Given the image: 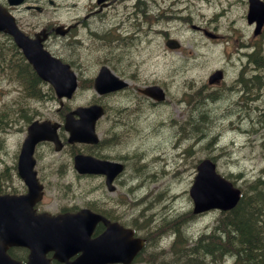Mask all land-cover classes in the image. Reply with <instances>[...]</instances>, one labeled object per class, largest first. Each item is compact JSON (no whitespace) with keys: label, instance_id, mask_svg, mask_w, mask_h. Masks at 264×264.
I'll list each match as a JSON object with an SVG mask.
<instances>
[{"label":"rangeland","instance_id":"1","mask_svg":"<svg viewBox=\"0 0 264 264\" xmlns=\"http://www.w3.org/2000/svg\"><path fill=\"white\" fill-rule=\"evenodd\" d=\"M97 44L99 46L95 45L92 50L52 49L51 51L57 56L75 61V66L83 78L89 76L95 66L105 62L111 66L116 64L117 68L122 67L127 70L134 67L127 66L122 61H119L117 65V59L112 57L113 52L100 45L99 42ZM259 47L260 52H264V40ZM144 58L147 56L145 52H142L138 61H141L139 64L143 65H136L141 84L152 81L162 82L169 93L168 101L163 106H154L136 118L134 116V120L129 112H118L123 118L131 120L132 129L126 132L125 137L120 138L117 145L108 146L100 153L115 158L116 154L127 152L129 157L125 160V173L116 182L115 193H106L97 178L75 177L71 164L69 166L67 152L64 151L57 155L50 151L52 154L48 155L46 146H43L39 149L38 169H44L42 174L43 179L48 183V189L41 208L55 211L63 206L81 207L85 204L84 196L87 193H93L105 199L107 203H110L113 198L118 205L119 217L126 223L133 217L142 219L141 216L146 221L163 223V220H171L178 215L189 214L188 211H191L192 203L188 196V189L195 173L194 166L201 157L213 156L219 172L224 175H234L231 179L241 188L264 167V128L262 131H255L256 127L260 126L257 122V113L264 110V92L254 98L246 94L251 99L247 101L248 108L242 105H236V108L235 104L236 101H240L239 97L237 98V95L227 90V86L234 81L236 75L230 69L232 67L227 66L225 84L222 90L218 91V99L203 102L204 100L200 98L199 101H194L195 111L192 121L181 129L180 127L185 125L189 111L186 103L178 100L186 91L188 79L186 66H152L149 65L151 59ZM217 65L219 64L215 60L206 64L205 68L200 70L201 76H204L206 69L209 70L211 67L215 69ZM196 72L199 74V71ZM193 84L201 85V79ZM17 92L18 89L13 82L0 75V121H3L0 124L2 126L0 139L3 147L0 149V173L8 175L11 173L14 155L24 136L25 116L29 115L39 120L42 118L57 119L55 112L57 102L55 101H35L24 97V108L18 111ZM91 98V92L87 88H82L67 104L69 106L86 104L91 101ZM117 101L112 98L105 102L111 108ZM205 113L203 120L202 115ZM204 121L203 136L191 130L192 127L199 129ZM97 132L102 138L110 137L112 134V130L108 129L106 124H101ZM212 137L215 138L209 144ZM181 151H187V153L181 157ZM50 161L58 168H66L63 183H70L68 189L61 188L54 183L52 176L45 169ZM42 163L45 164L41 166ZM7 167L10 173L6 171ZM130 185H140V188L129 193ZM2 186L4 192H11L21 190L22 184L14 174L9 180L4 181ZM143 195L144 204L140 205L136 200ZM102 207L109 208L110 206L102 205ZM217 215L216 211H210L195 219L186 217L182 225L186 227L184 229L189 236H197L207 225L213 223ZM165 240L169 241V237ZM222 257L226 259L224 255ZM223 264H227L226 261Z\"/></svg>","mask_w":264,"mask_h":264},{"label":"flooded vegetation","instance_id":"2","mask_svg":"<svg viewBox=\"0 0 264 264\" xmlns=\"http://www.w3.org/2000/svg\"><path fill=\"white\" fill-rule=\"evenodd\" d=\"M260 1L264 4V0ZM0 4L29 37L44 38L46 48L79 49L84 42H91L93 45L107 39V48L113 52V58L134 65L141 62L138 57L142 52L146 56H158L148 59L162 60L159 56L168 50L165 44L169 38H177L183 29H196L199 40L196 42L195 37L188 38L187 43L191 49H188L184 60L193 63L196 57L206 56H196L194 50L202 49L203 45L208 48L205 49L206 52H211V45L215 43L223 51L227 62L238 64L234 70L236 77L228 90L237 95V98L240 97L235 107L242 105L248 108V98L244 94H254V88H257V83L253 87L247 84L251 89L243 90L245 87L242 83L244 79L258 81L260 67L257 50L264 40V21L260 28H257L256 21L248 24L246 16L250 0H26V5L23 6L10 5L8 0H0ZM126 28L127 32L130 28L131 31L124 39L121 30ZM206 33H212L215 37H206L203 35ZM152 49L156 50L155 54H152ZM244 50L247 51L249 62L245 70L242 57ZM166 55L171 54L166 52ZM113 70L119 78H137L136 74L131 75L126 69L114 67ZM222 70L226 74L227 67ZM203 85L208 89V96L216 92L219 86ZM204 89L203 87L196 92L194 101H199L200 98L210 100ZM129 90L128 87L125 92ZM194 111L193 106L192 114ZM205 116L206 113L203 114V120ZM108 118L115 128L123 121L116 113ZM201 125V129H204L205 121ZM97 233L98 226L95 227L94 235ZM51 255L50 252L46 254L53 264H62L52 259Z\"/></svg>","mask_w":264,"mask_h":264},{"label":"water","instance_id":"3","mask_svg":"<svg viewBox=\"0 0 264 264\" xmlns=\"http://www.w3.org/2000/svg\"><path fill=\"white\" fill-rule=\"evenodd\" d=\"M255 10L256 6L252 3L248 17L254 18L256 15ZM2 13L1 11L0 30L14 37L37 74L41 78L52 81L59 91L60 81L51 79L55 77L56 73L60 74V69L57 67L59 64L52 61L47 52L41 50L38 42L32 44L16 29L12 24V20L4 18ZM146 93L154 98H159V92L156 88L148 89ZM46 130L47 127L44 124L37 125L34 123L29 126L28 135L22 144V159L32 154L33 146L37 141L46 138ZM76 136L77 133L74 131V138ZM81 138L83 139L84 135ZM29 167L30 162L22 165L24 173L28 172ZM90 167L94 169L101 168L100 165L93 164ZM190 196L194 202V213L213 208L228 210L238 201L239 190L215 172V166L212 162L205 160L198 165V173L194 184L190 188ZM0 199L5 202L0 204V264H22L11 259L7 254L8 247L18 243V237L14 234L13 226L10 224L8 217L18 211L19 205L17 202L13 210L15 203L6 201L18 200L13 197ZM63 218L44 216L42 222H34L29 226L34 232L32 236L36 235L38 245L36 251L31 253L34 258H30L24 264H49L44 259L46 250H55L56 257L60 260H66L73 253L80 252L76 260L66 264L128 263L141 245L138 239L132 238L130 230L124 234V230L118 225L109 223L93 213H76L70 215L67 220L59 222ZM99 221L104 222L106 229L101 235L91 239L90 235L94 225ZM27 239L22 238L24 241Z\"/></svg>","mask_w":264,"mask_h":264},{"label":"trees","instance_id":"4","mask_svg":"<svg viewBox=\"0 0 264 264\" xmlns=\"http://www.w3.org/2000/svg\"><path fill=\"white\" fill-rule=\"evenodd\" d=\"M1 49L0 66L7 59V53L10 48H7V50ZM28 76L29 79H23L22 84L25 85V90L28 91V94L35 97L39 92V81L31 73H28ZM201 128L194 130V132L204 133V129ZM182 219V217H175L167 220L159 226L158 230V232H176L177 243L174 244V248L178 251V254H176L175 259H171L173 260L172 262H178V264H217L219 263L218 261L222 260L219 256L221 254L226 258L232 259L234 262L232 264H242V262H245L244 264H256V262L257 264H264V174L263 178L259 177L249 183L237 205L231 210L221 213L216 225L210 232L196 237L192 246L179 243L178 241L187 237V231L182 228ZM148 260L149 263H153L155 259L149 256Z\"/></svg>","mask_w":264,"mask_h":264},{"label":"bare ground","instance_id":"5","mask_svg":"<svg viewBox=\"0 0 264 264\" xmlns=\"http://www.w3.org/2000/svg\"><path fill=\"white\" fill-rule=\"evenodd\" d=\"M219 17V16H218ZM181 19V18H180ZM250 57V56H249ZM255 60V59H254ZM256 61V60H255ZM250 86V85H249ZM245 87V86H244ZM248 87V86H247ZM253 87V86H252ZM249 88V87H248ZM253 91V90H252ZM248 92L249 93H251V90L249 91L248 90ZM247 92V93H248ZM253 93V92H252ZM205 95V94H204ZM207 95V94H206ZM249 95H252V94H249ZM208 96V95H207ZM210 96V95H209ZM208 96V97H209ZM248 96V95H247ZM199 97V96H198ZM240 98V97H239ZM202 100V99H201ZM249 100H251V99H249ZM195 101H197V100H195ZM248 101V100H247ZM205 102V101H204ZM244 102V101H243ZM211 103V102H210ZM142 153H144V152H142ZM172 158H174L173 156H172ZM172 218V217H171ZM177 220V219H176ZM236 220V219H235ZM240 221H242V220H240ZM230 222V221H229ZM232 224V223H231ZM230 224V225H231ZM246 225V224H245ZM185 227V226H184ZM261 227V226H260ZM186 228V227H185ZM224 230V229H223ZM175 231H177V230H175ZM176 233V232H175ZM201 237V236H200ZM204 237V236H203ZM256 239V238H255ZM201 240V239H200ZM199 240V241H200ZM249 240V239H248ZM198 241V242H199ZM251 241V240H250ZM257 241V240H256ZM263 241V240H262ZM264 242V241H263ZM215 243V242H214ZM219 243H221V242H219ZM253 243V242H252ZM200 245V244H199ZM219 246V245H218ZM264 246V245H263ZM184 247V246H183ZM209 247V246H208ZM216 247V246H215ZM207 248V247H206ZM185 249V248H184ZM217 249V248H216ZM261 250V249H260ZM208 251H209V249H208ZM210 252V251H209ZM240 253H242V252H240ZM251 253V252H250ZM248 254V253H247ZM252 254V253H251ZM240 255V254H239ZM243 255V254H242ZM220 256V255H219ZM249 256V255H248ZM235 257V256H234ZM238 257H240V256H238ZM247 257V256H246ZM254 257V256H253ZM220 258L222 259V260H220V261H218L219 263H217V264H223V262L225 263V259L222 257V255L220 256ZM237 258V257H236ZM239 259V258H238ZM241 259H243V258H241ZM254 259H255V257H254ZM209 260V259H208ZM213 260V259H212ZM211 261V260H210ZM246 261H248V260H246ZM250 261V260H249ZM248 261V262H249ZM255 261V260H254ZM216 262V261H215ZM242 262V261H241ZM214 263V262H213ZM234 263V262H233ZM245 263V262H244ZM243 262H242V264H244ZM247 263V262H246ZM238 264V263H237ZM251 264V263H250ZM254 264V263H253ZM256 264H257V262H256Z\"/></svg>","mask_w":264,"mask_h":264}]
</instances>
